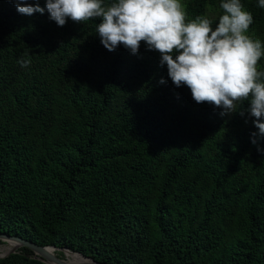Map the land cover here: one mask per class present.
<instances>
[{"label": "trees", "instance_id": "obj_1", "mask_svg": "<svg viewBox=\"0 0 264 264\" xmlns=\"http://www.w3.org/2000/svg\"><path fill=\"white\" fill-rule=\"evenodd\" d=\"M180 2L186 23L203 3L214 23L223 11ZM241 3L264 51V9ZM96 23L0 0V232L108 264H264V137L252 143L247 103H196L158 52L108 51ZM0 264L47 263L21 246Z\"/></svg>", "mask_w": 264, "mask_h": 264}, {"label": "clouds", "instance_id": "obj_2", "mask_svg": "<svg viewBox=\"0 0 264 264\" xmlns=\"http://www.w3.org/2000/svg\"><path fill=\"white\" fill-rule=\"evenodd\" d=\"M8 2L23 15L43 14L46 9L60 27L69 19L78 24L98 19L95 35L108 51L122 45L136 54L143 42L147 50L159 53V65L166 66L173 85L186 86L196 103L219 108L221 115H243L247 103L258 129L252 143L264 137V71L257 69L264 51L259 40L246 35L253 17L241 0H218L215 6L223 11L215 23L206 3L202 16L192 15L194 20L186 23L180 0H44V7L39 0ZM257 6L264 9V0ZM17 63L27 67L31 60L26 56Z\"/></svg>", "mask_w": 264, "mask_h": 264}, {"label": "water", "instance_id": "obj_3", "mask_svg": "<svg viewBox=\"0 0 264 264\" xmlns=\"http://www.w3.org/2000/svg\"><path fill=\"white\" fill-rule=\"evenodd\" d=\"M0 240H14L17 243V248L21 246L29 247L33 252V257L39 258L46 262L47 264H108L98 260H95L89 256H86L76 250H72L69 247H58L52 244L39 245L32 240L23 238L19 235H12L8 233L0 232ZM53 248L55 251L60 250L63 252V256L58 255L56 252H50L47 248ZM16 250L12 249L6 252L4 255L9 252H14ZM79 254L83 259L79 261H72L67 258L66 254ZM0 255V256H4Z\"/></svg>", "mask_w": 264, "mask_h": 264}, {"label": "bare ground", "instance_id": "obj_4", "mask_svg": "<svg viewBox=\"0 0 264 264\" xmlns=\"http://www.w3.org/2000/svg\"><path fill=\"white\" fill-rule=\"evenodd\" d=\"M1 247L3 248L4 252H8L12 249L17 248V243L14 240H6L5 244H2ZM47 250L50 252H55V250L53 248H50V247H48ZM74 255H76L78 257H75L72 254H68V253L66 254L67 258L72 260V261H79V260L83 259L79 254L74 253Z\"/></svg>", "mask_w": 264, "mask_h": 264}, {"label": "rangeland", "instance_id": "obj_5", "mask_svg": "<svg viewBox=\"0 0 264 264\" xmlns=\"http://www.w3.org/2000/svg\"><path fill=\"white\" fill-rule=\"evenodd\" d=\"M5 240H0V255H4L6 252H4L3 248L1 247L2 244H5Z\"/></svg>", "mask_w": 264, "mask_h": 264}]
</instances>
